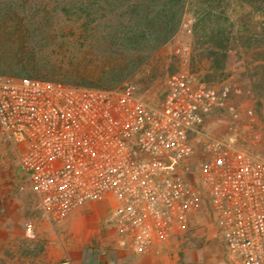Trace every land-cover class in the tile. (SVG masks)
<instances>
[{"label": "built area", "instance_id": "2783aa9c", "mask_svg": "<svg viewBox=\"0 0 264 264\" xmlns=\"http://www.w3.org/2000/svg\"><path fill=\"white\" fill-rule=\"evenodd\" d=\"M166 85L155 104L130 83L104 88L0 72V130L51 221L109 202V222L140 242L151 216L188 211L196 186L216 207L229 264H264V160L203 128L227 91L187 71Z\"/></svg>", "mask_w": 264, "mask_h": 264}, {"label": "rangeland", "instance_id": "374dc122", "mask_svg": "<svg viewBox=\"0 0 264 264\" xmlns=\"http://www.w3.org/2000/svg\"><path fill=\"white\" fill-rule=\"evenodd\" d=\"M10 1L13 0H0V22L5 12L4 4ZM157 1L160 4L164 2ZM203 1L210 2L212 6L209 26H220L228 37L224 58L220 55L218 63L211 57L208 43H201L199 39L204 31L200 19ZM25 2L23 12L31 28L37 27L44 17V12L38 10L39 6L50 4L48 14L67 19L65 23L69 27L52 23L47 29L59 31L63 28L67 31L71 28L75 33L82 29L76 23L81 14L60 10L52 12L54 0ZM124 8L116 14L118 21L124 22L120 28H148L153 34V44L156 41L154 35L164 29L161 24L157 26L152 21L144 25L141 20L143 10ZM176 9L180 19L177 29L171 37L155 46L152 56L142 66L143 71L131 73L121 83L107 88L130 83L140 95L156 104L162 100L171 74L178 71L193 73L218 91H227L224 103L205 120L204 131L232 139L236 145L264 160V0H177ZM148 14L155 17L157 11L153 8ZM114 15L110 11L103 15L99 20L102 30L109 28ZM187 19H192V33L184 29ZM254 32L263 36L260 47H256V41L249 40ZM2 69L4 64L0 58V72ZM255 134L259 135V140L254 139ZM191 178L195 182L194 176ZM193 190L188 211L173 214L171 218L163 215L151 216L147 220L146 232L142 231L147 239L140 241L139 248L148 250L152 241L163 238L168 241L162 249L167 255L166 263L229 264L216 207L208 194L199 192L196 186ZM105 203L111 209V204ZM41 215L42 208L35 190L20 167L19 152L0 130V264H37L38 256L53 237L76 238L77 233L71 228L63 227L61 230L58 227L60 222L49 219L50 224L43 225ZM29 222L34 224L32 231L26 230Z\"/></svg>", "mask_w": 264, "mask_h": 264}, {"label": "trees", "instance_id": "16d2710c", "mask_svg": "<svg viewBox=\"0 0 264 264\" xmlns=\"http://www.w3.org/2000/svg\"><path fill=\"white\" fill-rule=\"evenodd\" d=\"M176 1L164 0L160 4L157 0H54L52 12L60 10L81 14L76 19L82 28L78 33L71 28L67 31L63 28L59 31L47 29L52 23L64 25L67 21L60 15L54 18L53 14H48L50 4L39 6L38 10L44 12V17L37 27L31 28L23 12L25 0L10 1L4 4L5 12L0 22L2 72L15 71L17 76L104 88L121 83L127 75L143 71L142 66L152 56L155 46L175 32L180 21L175 10ZM123 7L130 11L143 10L141 20L144 25L152 21L157 26L161 24L164 29L154 35L156 41L153 44V34L148 28H120L124 22L118 21L116 14ZM153 8L157 11L155 17L148 14ZM200 9L204 31L199 39L201 43H208L211 57L218 63V57L224 58L228 37L220 26H209L212 21L211 3L203 1ZM108 11L115 15L109 28L102 30L99 20ZM67 26L69 24L64 25ZM262 38V34L255 32L249 36V40L256 41V47L262 46Z\"/></svg>", "mask_w": 264, "mask_h": 264}, {"label": "crops", "instance_id": "0c3cea01", "mask_svg": "<svg viewBox=\"0 0 264 264\" xmlns=\"http://www.w3.org/2000/svg\"><path fill=\"white\" fill-rule=\"evenodd\" d=\"M110 212L105 202H87L74 208L58 227L71 228L76 238L53 237L37 264H169L162 250L167 240L160 238L151 242L150 249L140 250V242L130 237L119 222H109ZM41 216L43 225L48 226L49 218L43 210Z\"/></svg>", "mask_w": 264, "mask_h": 264}]
</instances>
